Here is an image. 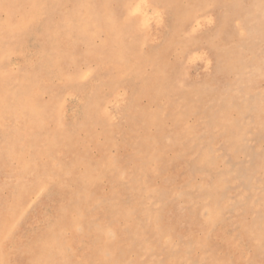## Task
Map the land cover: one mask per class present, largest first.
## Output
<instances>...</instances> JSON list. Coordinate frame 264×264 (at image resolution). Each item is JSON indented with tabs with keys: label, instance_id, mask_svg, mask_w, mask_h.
<instances>
[{
	"label": "rangeland",
	"instance_id": "obj_1",
	"mask_svg": "<svg viewBox=\"0 0 264 264\" xmlns=\"http://www.w3.org/2000/svg\"><path fill=\"white\" fill-rule=\"evenodd\" d=\"M146 1L0 0V264H264V0Z\"/></svg>",
	"mask_w": 264,
	"mask_h": 264
},
{
	"label": "bare ground",
	"instance_id": "obj_2",
	"mask_svg": "<svg viewBox=\"0 0 264 264\" xmlns=\"http://www.w3.org/2000/svg\"><path fill=\"white\" fill-rule=\"evenodd\" d=\"M9 1H10V0H9ZM142 3L146 5V4H148L149 2L146 1V0H142ZM139 6H140V5H139ZM147 6H148V5H147ZM25 7H26V6H25ZM153 7H154V8L152 9L153 12H152L151 10H150V11H151L152 13H154L153 15H155V16H157V17L160 18V15H159V12H158V9H159V8H157V7H155V6H153ZM140 8H141V7H140ZM65 9H66V8H65ZM79 9H80V8H79ZM92 12H93V11H92ZM5 13H6V12H5ZM58 13H59V12H58ZM67 17H68V16H67ZM152 17H153V16H152ZM150 18H151V17H150ZM32 19H33V18H32ZM156 19H157V18H156ZM147 20L149 21V19H147ZM36 21H37V20H36ZM112 21H113V20H112ZM158 21H159V20H158ZM156 22H157V21H156ZM156 22H155V23H156ZM93 24H94V23H93ZM81 41H82V40H81ZM1 48H2V46H1ZM19 48H20V47H19ZM2 51H3V50H2ZM19 51H20V50H19ZM16 53H18V52L16 51ZM21 53H22V52H21ZM21 53H20V54H21ZM42 54H43V53H42ZM18 55H19V54H18ZM16 60H17V59H16ZM24 60H25V57H24ZM24 60H23V61H24ZM54 61H55V60H54ZM39 74H40V73H39ZM1 84H2V83H1ZM9 92H10V91H9ZM11 93H13V92H11ZM13 94H14V93H13ZM7 98H8V97H7ZM14 99H16V98H14ZM77 100H78V98H77ZM71 101H72V100H71ZM69 102H70V101H69ZM75 102H77V101H75ZM0 103H1V102H0ZM4 103H5V102H4ZM4 103H2V104H4ZM8 103H9V102H8ZM70 106H71V105H70ZM71 107H72V106H71ZM30 111H31V110H30ZM30 113H31V112H30ZM42 123H43V122H42Z\"/></svg>",
	"mask_w": 264,
	"mask_h": 264
}]
</instances>
